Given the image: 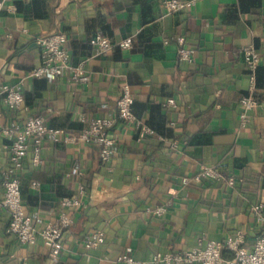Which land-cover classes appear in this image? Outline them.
Listing matches in <instances>:
<instances>
[{
    "label": "crops",
    "instance_id": "0c3cea01",
    "mask_svg": "<svg viewBox=\"0 0 264 264\" xmlns=\"http://www.w3.org/2000/svg\"><path fill=\"white\" fill-rule=\"evenodd\" d=\"M13 1L0 10V85L19 89L24 101L15 111L0 103L1 126L40 116L76 135L95 118H116L128 85L134 116L154 133L117 121L108 164L96 143L46 136L42 162L33 165L30 151L25 159V212L40 230L58 222L61 199L79 186L81 205L66 210L73 221L56 260L40 238L29 245L7 233L9 215L0 208V264H122L116 258L127 249L148 262L155 252H182L200 238L224 242L236 232L250 249L264 227V0H179L188 5L173 12L166 0H43L38 16L16 11ZM103 25L115 44L98 55L89 40ZM54 32L66 36L71 63L85 60L87 82L28 77L40 59L37 39ZM128 36L133 47L119 49ZM249 45L259 53L253 73L242 55ZM181 46L192 50L191 63L179 59ZM248 95L257 105L241 126L240 100ZM168 98L175 108L165 106ZM10 142L0 131V196ZM203 165L224 181L192 180ZM259 203L261 216L253 211ZM96 230L104 241L86 245Z\"/></svg>",
    "mask_w": 264,
    "mask_h": 264
},
{
    "label": "built area",
    "instance_id": "2783aa9c",
    "mask_svg": "<svg viewBox=\"0 0 264 264\" xmlns=\"http://www.w3.org/2000/svg\"><path fill=\"white\" fill-rule=\"evenodd\" d=\"M3 4L4 0H0V10ZM187 5V2L179 0H166L164 2L167 12L185 8ZM178 42L183 44V39H178ZM37 43L40 47V59L38 65L28 72L29 78L68 74L73 82L84 83L88 81L89 76L86 74L84 67L85 60L75 64L71 63L66 49V36L63 33L54 32L39 37ZM89 43L95 48L98 55H105L111 49L109 40L99 33L91 37ZM118 46L122 50H129L132 46V38L128 36L121 39ZM242 55L244 63L253 73L259 65V53L252 45H249L243 48ZM178 57L180 60L191 63L193 61L192 50L181 46L178 49ZM23 100V94L19 89L7 84L0 85V103L4 104L7 109L18 110L22 106ZM132 104L133 96L129 87L123 85L116 101V118H95L79 133L72 136L66 135L61 129L47 126L40 116H30L23 122H16L8 126L0 125V131L11 140L9 144L10 161L2 172V195L0 196V208L5 209L9 215L7 233L14 235L19 242L29 245L35 244L37 239L40 238L49 249L50 256L54 260L57 259L61 249L63 230L73 221L67 215L66 210L81 205L84 188L79 186L77 195L61 199L59 203L60 215L57 223L48 222L40 230H36L30 216L23 208L20 191L21 174L25 168L27 153L31 152V163L38 165L42 162L40 152L44 138L46 136H63L67 141L83 140L100 145V158L104 164H108L111 161V148L116 143V137L112 129L117 121L120 125L132 124L142 136L154 133L148 125L134 116ZM240 105V124L245 126L247 114L257 105V101L252 95H248L241 98ZM165 106L175 108L174 98H168ZM191 179L194 181L203 179L215 182L224 181V178L213 167L204 165L199 168V171ZM189 180V178H183L181 181L183 184H187ZM227 183L232 184L233 180L228 178ZM32 185L36 186L37 184L33 182ZM262 208V204L259 203L253 206V211L261 216ZM164 210V207H158L154 212L161 215ZM103 241L104 232L96 230L88 234L84 242L88 246H94ZM242 242V233L236 232L224 242L200 238L195 246L182 252H155L148 262L134 259L130 254V249H127L117 256L116 261L122 264H264V227L250 249L245 248ZM224 249L232 253L230 259L223 257L222 252Z\"/></svg>",
    "mask_w": 264,
    "mask_h": 264
},
{
    "label": "trees",
    "instance_id": "16d2710c",
    "mask_svg": "<svg viewBox=\"0 0 264 264\" xmlns=\"http://www.w3.org/2000/svg\"><path fill=\"white\" fill-rule=\"evenodd\" d=\"M42 3H43V0H29V2H25L23 0H14L13 1V4L15 6L16 11H23V13L33 14L35 16L42 14L40 11ZM96 33H99L102 36L106 37L109 40V42L111 43V46L113 44H115L113 33L107 25H103L99 29V31H97ZM117 47L120 49V47L118 45H117ZM132 47H133V42H132L131 48ZM222 255L224 258H228V259H230L232 257V253L227 249L223 250Z\"/></svg>",
    "mask_w": 264,
    "mask_h": 264
}]
</instances>
